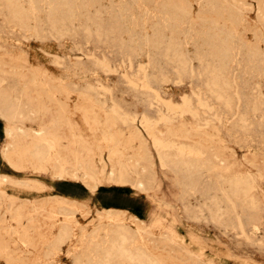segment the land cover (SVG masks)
<instances>
[{
    "label": "rangeland",
    "instance_id": "374dc122",
    "mask_svg": "<svg viewBox=\"0 0 264 264\" xmlns=\"http://www.w3.org/2000/svg\"><path fill=\"white\" fill-rule=\"evenodd\" d=\"M33 1H0V264H264V0Z\"/></svg>",
    "mask_w": 264,
    "mask_h": 264
},
{
    "label": "bare ground",
    "instance_id": "6f19581e",
    "mask_svg": "<svg viewBox=\"0 0 264 264\" xmlns=\"http://www.w3.org/2000/svg\"><path fill=\"white\" fill-rule=\"evenodd\" d=\"M1 1V0H0ZM3 1H5L6 2V4H7V14H6V16H5V21L6 22H13V23H15V24H18V26H19V24H21V25H24L26 22H27V20H28V12H25V11H23L22 9H18L17 7H16V1L17 0H2V2ZM33 1V0H32ZM54 1V0H53ZM88 1V0H87ZM86 1V2H87ZM4 2V3H5ZM34 2V1H33ZM42 2V1H41ZM50 2H52V1H50ZM49 2V3H50ZM60 2V1H59ZM57 3V2H56ZM38 5L39 4V2H35V4L34 5ZM55 4V3H54ZM33 5V6H34ZM87 5V4H86ZM225 5V4H224ZM32 6V7H33ZM56 7V6H55ZM36 8H39L38 6H36ZM34 9V8H33ZM60 11V10H59ZM98 11V10H97ZM73 12V11H72ZM75 13V12H74ZM98 13V12H97ZM79 15V14H78ZM77 15V16H78ZM97 15V14H96ZM101 15V14H100ZM95 17H97V16H95ZM102 17V16H101ZM91 18V17H90ZM90 18H89V20H90ZM116 18V17H115ZM72 19V18H71ZM102 19V18H101ZM110 19H113V18H110ZM91 20H95V19H91ZM103 20V19H102ZM101 20V21H102ZM96 21V20H95ZM94 21V22H95ZM100 21V20H99ZM100 21V22H101ZM114 21V20H113ZM118 21V20H117ZM116 21V22H117ZM90 22V21H89ZM94 22H91L92 24L94 23ZM98 22V21H97ZM110 22H112V21H110ZM102 23V22H101ZM113 23H115V22H113ZM118 23V22H117ZM95 24V23H94ZM97 24V23H96ZM99 24V23H98ZM110 24V23H109ZM112 24V23H111ZM91 24H89V26H90ZM108 25V24H107ZM113 25V24H112ZM119 25V24H118ZM87 26H88V24H87ZM102 26V25H101ZM106 26V25H105ZM117 26V25H116ZM92 27H94L93 25H92ZM97 27L98 26H96V31L99 29V27H98V29H97ZM107 27V26H106ZM105 27V28H106ZM91 28V27H90ZM100 28H102V29H104L103 28V26L102 27H100ZM113 29H114V27H113ZM71 30V29H70ZM106 30V29H105ZM111 30V29H110ZM92 31V30H91ZM93 32V31H92ZM94 32H95V29H94ZM93 32V33H94ZM99 32V31H98ZM103 32V31H102ZM101 32V33H102ZM100 33V32H99ZM105 33V32H104ZM110 33V32H109ZM103 34V33H102ZM95 35V34H94ZM105 37V36H104ZM101 41V40H100ZM170 49V48H169ZM204 49V48H203ZM203 49H202V51H203ZM205 50V49H204ZM157 61V60H156ZM156 61H155V63H156ZM173 63V62H172ZM206 65H207V62L205 63ZM185 65H186V63H185ZM180 66V65H179ZM203 69V68H202ZM204 70V69H203ZM159 71H161L160 69H159ZM162 72V71H161ZM204 74V73H203ZM222 74V73H221ZM216 75V74H215ZM159 76V75H158ZM163 76V75H162ZM212 76H213V74H212ZM167 77V76H166ZM217 77H218V75H217ZM218 78H220V77H218ZM213 79V78H212ZM219 81H220V79H218ZM217 80V81H218ZM218 81V82H219ZM221 82V81H220ZM220 84V83H219ZM209 85V84H208ZM224 85H226L225 83H224ZM224 85H221V86H224ZM207 87V86H206ZM226 88V87H225ZM218 89V88H217ZM225 93V92H224ZM217 94H219V93H217ZM228 95V94H227ZM226 95V96H227ZM239 96V95H238ZM217 97H218V95H217ZM220 97V96H219ZM218 97V98H219ZM227 98V97H226ZM229 98H231V97H229ZM244 98V97H243ZM217 99V98H216ZM220 101V100H219ZM230 101V100H229ZM241 102H242V100H241ZM228 103H232V102H228ZM249 103V102H248ZM227 104V103H226ZM229 107V106H228ZM225 108V107H224ZM14 109V108H13ZM245 109V108H244ZM12 111V110H11ZM116 112V111H115ZM13 113V112H12ZM17 116V115H16ZM20 116V115H19ZM120 117H121V115H120ZM123 117V116H122ZM14 118V116L12 117V119ZM142 118V117H141ZM8 120V119H7ZM16 120V119H15ZM14 120V121H15ZM22 121V120H21ZM13 122H10V125L12 124ZM15 123V122H14ZM8 124V123H7ZM8 126V129H9V127H11V126ZM13 126V125H12ZM14 128V127H13ZM11 130V129H10ZM18 130V129H17ZM6 131V130H5ZM6 132H8V131H6ZM153 133V132H152ZM8 135V134H7ZM38 135V134H37ZM9 137V136H8ZM7 138V137H6ZM7 140V139H6ZM155 143V142H154ZM44 144H46V143H44ZM43 144V145H44ZM52 144V143H51ZM47 145V144H46ZM158 146V145H157ZM9 147V145L7 146V148ZM159 147V146H158ZM160 147H162V146H160ZM4 148V147H3ZM46 148V147H45ZM48 149H51V148H48ZM159 149V148H158ZM5 150V149H4ZM11 151V150H10ZM156 151H157V149H156ZM164 151V150H163ZM4 152V151H3ZM6 152V151H5ZM165 152V151H164ZM161 153H163V152H161ZM179 153V152H178ZM5 154V153H4ZM182 154V153H181ZM158 155V154H157ZM196 156V155H195ZM159 157V156H158ZM187 157V156H186ZM191 157V156H190ZM47 158V157H46ZM193 159V158H192ZM60 160V159H59ZM58 160V161H59ZM161 160V159H160ZM44 162V161H43ZM135 162V161H134ZM161 162V161H160ZM57 163V162H56ZM55 163V164H56ZM162 163V162H161ZM140 164V163H139ZM139 164H137V165H139ZM122 166V165H121ZM120 166V167H121ZM126 166V165H125ZM162 167H163V165H162ZM161 167V168H162ZM138 169V168H137ZM190 169H191V167H190ZM90 170V169H89ZM145 170V169H144ZM132 171V170H131ZM122 173H123V171H121ZM136 172H139V171H136ZM146 172V171H145ZM117 173H118V170H117ZM133 173V172H132ZM143 173V172H142ZM141 173V174H142ZM148 173H150V172H148ZM90 174H92V172H90ZM108 174H109V172H108ZM107 174V175H108ZM127 175H128V173H126ZM125 174V175H126ZM137 174V173H136ZM140 174V173H139ZM139 174H137V175H139ZM93 175V174H92ZM110 175V174H109ZM108 175V176H109ZM126 175V176H127ZM134 175V174H133ZM137 175H134V177L136 176L137 177ZM95 176V175H94ZM111 176V175H110ZM124 176V175H123ZM125 176V177H126ZM141 176V179L143 178V176L142 175H140ZM146 176H147V174H146ZM121 177V176H120ZM91 178V177H90ZM109 178H111V177H109ZM108 178V179H109ZM127 178H128V180L130 179V177L129 176H127ZM126 178V179H127ZM138 178H139V176H138ZM137 178V179H138ZM145 178V177H144ZM151 178V177H150ZM154 179V178H153ZM93 180V179H92ZM140 180V179H139ZM143 181H144V179H142ZM131 181V180H130ZM129 181V182H130ZM146 181H147V179H146ZM148 181H150L151 182V180H149V178H148ZM199 181V180H198ZM129 182H127L128 184H129ZM135 183H136V180L134 181ZM152 182L154 183V181L152 180ZM152 182H151V184H152ZM94 183V182H93ZM117 183H119V184H121V183H123V181L121 180V179H119L118 181H117ZM131 183V182H130ZM134 183V184H135ZM124 184H126V183H124ZM202 184V183H201ZM115 185V184H114ZM133 185V184H132ZM144 185V184H143ZM142 185V186H143ZM153 185V184H152ZM93 186H94V184H93ZM136 186H138V185H136ZM144 187H145V185H144ZM148 187H149V185H148ZM202 187H203V185H202ZM93 188H95V187H93ZM136 188V187H135ZM140 188V187H139ZM139 190L140 189H138L137 191H138V193H139ZM144 191V190H143ZM185 191V190H184ZM200 191H202L201 189L199 190V193H201ZM205 191V190H204ZM207 191V190H206ZM141 192V191H140ZM192 193V192H191ZM207 193V192H206ZM202 194V193H201ZM182 195V194H181ZM200 195V194H199ZM202 196H204V195H202ZM179 198H181V196L179 197ZM32 206V205H31ZM198 211H200V210H198ZM105 212V211H104ZM115 212V211H114ZM120 213V212H119ZM65 214V213H64ZM105 214V213H104ZM108 214V213H107ZM112 214H113V212H112ZM109 215V214H108ZM66 216V215H65ZM124 216V215H123ZM258 216V215H257ZM190 219V218H189ZM31 221V220H30ZM110 221V220H109ZM112 221V220H111ZM114 221V220H113ZM118 221H119V219H118ZM133 222V221H132ZM111 223V222H110ZM134 223V222H133ZM140 223V222H139ZM175 223V222H174ZM173 223V224H174ZM18 224V223H17ZM108 224V223H107ZM118 224H120V223H118ZM259 224V223H258ZM113 225V224H112ZM115 225V224H114ZM121 225H122V223H121ZM130 225V224H129ZM132 226H133V224H131ZM68 226V225H67ZM102 226V225H101ZM105 226H106V224H105ZM63 227V226H62ZM125 227H126V225H125ZM131 227V226H130ZM248 227V226H247ZM252 227V226H251ZM66 228V227H65ZM99 228V227H98ZM107 228L108 227H106V230H107ZM241 228V227H240ZM97 229V228H96ZM112 229H113V226H112ZM112 229L110 230V231H112ZM131 229V228H130ZM251 229H253V228H251ZM254 229L256 230V231H258L260 228H259V225H254ZM23 230V229H22ZM101 230V229H100ZM99 230V231H100ZM118 230V229H117ZM132 230V229H131ZM67 231V230H66ZM105 231V230H104ZM108 231V230H107ZM133 231V230H132ZM93 232V231H92ZM109 232V231H108ZM127 232V231H126ZM133 232H135V231H133ZM139 232V231H138ZM13 233V232H12ZM103 233V232H102ZM112 233V232H111ZM136 233V232H135ZM66 234H67V232H66ZM93 234V233H92ZM104 234V233H103ZM107 234V233H106ZM108 234H110V233H108ZM126 234V233H125ZM116 235V234H115ZM129 235V234H128ZM136 235V234H135ZM59 236V235H58ZM65 236V235H64ZM93 236V235H92ZM97 236V235H96ZM108 237H109V235H107ZM56 237V236H55ZM102 237V236H101ZM103 237H105V235H103ZM102 237V238H103ZM111 237H112V235H111ZM129 237V236H128ZM143 237V236H142ZM253 237V236H252ZM69 238V237H68ZM96 238V237H95ZM139 238V237H138ZM184 238V237H183ZM56 239V238H55ZM101 239V238H100ZM104 239V238H103ZM106 239V238H105ZM108 239V238H107ZM144 239V238H143ZM68 240V239H67ZM98 240H99V238H98ZM102 240V239H101ZM111 240V239H110ZM112 240H113V238H112ZM55 241V240H54ZM54 241L52 242V243H54ZM96 241V240H95ZM107 241V240H106ZM109 241V240H108ZM132 241V240H131ZM189 240H187V242H188ZM93 242V241H92ZM101 242V241H100ZM138 242V241H137ZM136 242V243H137ZM91 243V242H90ZM109 243V242H108ZM108 243H106V244H108ZM112 243V242H111ZM127 237H126V235H119L118 236V238L115 240V242L113 243L114 244V247L112 246V245H109V247L111 246L112 248H114L115 250H116V252H117V257L118 258H120V259H123V258H128V256H127V254H126V251H124V246H125V244L127 245ZM259 243V242H258ZM62 244V243H61ZM66 244H68V242L66 243ZM93 244V243H92ZM100 244H102V243H100ZM31 245V244H30ZM85 245V244H84ZM103 245V244H102ZM138 245V244H137ZM106 246V245H105ZM89 247V246H88ZM88 247H86V248H88ZM102 246H100V248H101ZM110 247V248H111ZM99 248V247H98ZM104 248H106V247H104ZM109 248V249H110ZM144 248V247H143ZM142 248V249H143ZM56 249V248H55ZM88 249H90V248H88ZM84 250H86V249H84ZM102 250V249H101ZM130 250V249H129ZM132 250V249H131ZM155 250V249H154ZM91 251V250H90ZM100 253H101V251H99ZM128 252V251H127ZM89 253V252H88ZM87 253V254H88ZM188 253V252H187ZM87 254H85L86 255V258L89 256L90 257V255H88L87 256ZM102 254V253H101ZM138 254V253H137ZM148 254V250H147V252H146V255ZM200 254H201V252H200ZM129 255V254H128ZM95 256V255H94ZM108 256H109V254H108ZM97 257V256H96ZM105 257H106V255H105ZM129 257H130V255H129ZM141 257V256H140ZM144 257V256H143ZM100 258H101V256H100ZM99 258V259H100ZM97 259V258H96ZM129 259V258H128ZM136 259V258H135ZM145 259H147V258H145ZM92 260V259H91ZM153 260V259H152ZM94 261V260H93ZM98 261V260H97ZM100 261V260H99ZM156 262V261H155ZM208 262V261H207ZM94 263V262H93ZM210 263H212V262H210ZM81 264V263H80ZM104 264H109V257L107 258V260L105 261V263ZM150 264H152V263H150ZM209 264V263H208ZM214 264V263H213Z\"/></svg>",
    "mask_w": 264,
    "mask_h": 264
},
{
    "label": "crops",
    "instance_id": "0c3cea01",
    "mask_svg": "<svg viewBox=\"0 0 264 264\" xmlns=\"http://www.w3.org/2000/svg\"><path fill=\"white\" fill-rule=\"evenodd\" d=\"M105 188H106V190H108L109 189V186H106ZM116 191H118L119 193H125L124 190H118V189H116ZM86 197L87 198H92L93 197V193H90L89 192L88 194H86ZM144 202H146V201L144 200ZM106 207H109L111 209L126 210V208H124V207H122L120 205H116V204L107 205ZM127 211H129V210H127ZM129 212H131V211H129Z\"/></svg>",
    "mask_w": 264,
    "mask_h": 264
}]
</instances>
